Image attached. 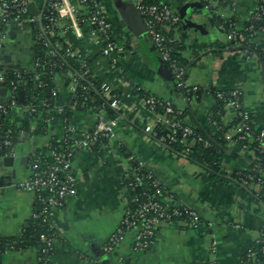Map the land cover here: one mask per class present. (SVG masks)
<instances>
[{"label":"crops","instance_id":"obj_1","mask_svg":"<svg viewBox=\"0 0 264 264\" xmlns=\"http://www.w3.org/2000/svg\"><path fill=\"white\" fill-rule=\"evenodd\" d=\"M26 1L34 3L38 13L33 16L28 10L30 18L40 21L45 0ZM146 1L165 5L179 17L174 39L182 46L181 57L190 65L185 84L206 91H238L241 106L254 129L264 131V60L256 54L247 55L243 47L232 44L212 19L214 15L232 20L236 28L242 29L254 13L257 0H212V11L202 4L201 9L190 8L186 17L203 26L202 32L189 28L179 16L182 7L199 0ZM98 2L110 25L114 43L122 49L115 65L111 56L102 54L103 41L95 42L84 24L64 20L60 39L87 62L94 78L119 96L122 108L115 110L114 117L107 110L103 112L112 126L110 139L98 145L94 152H78L70 162L76 178V193L55 211L56 239L50 264H237L241 256L264 237V193L260 184L253 181L242 185L234 180L209 177L199 165L151 140L139 121L145 109L134 87L186 111L185 122L208 130L210 135L214 134L210 120L216 110L215 98L209 94L188 100L178 89L168 65L156 54L142 16L131 0ZM33 31L30 25L10 31L15 36L8 37L1 52V73L15 67L31 70ZM252 41L261 46L264 53V32L256 34ZM67 73L53 76L50 93L56 92L55 96L51 95L55 106H65L72 99L70 85L66 83ZM32 88L37 90L38 83ZM3 91L2 98L6 101L10 95L7 88ZM12 112L15 120L25 113L21 108ZM233 116L231 110L224 108L220 121L230 124ZM145 117L151 119L147 114ZM67 122L76 135L82 136L94 128L96 114L79 106L72 107ZM63 126L57 119L44 133H22L13 152L4 153V157L13 158L12 167L6 166L4 157H0L1 239L17 237L28 227L35 201L16 184L29 177L31 158L46 150L51 141L62 138ZM31 129H35V123H31ZM248 156L251 158V153L242 150L240 145H230L220 158L222 171H247L250 169ZM134 162L142 163L166 188L171 194L170 205L194 211L201 224L191 228L177 221L163 226L156 243L140 252L133 251L131 235H127L116 250L108 254L104 243L119 225L129 202L122 178L131 175ZM261 195L262 200L257 198ZM37 260L38 249L33 246L0 252V264H37Z\"/></svg>","mask_w":264,"mask_h":264},{"label":"built area","instance_id":"obj_2","mask_svg":"<svg viewBox=\"0 0 264 264\" xmlns=\"http://www.w3.org/2000/svg\"><path fill=\"white\" fill-rule=\"evenodd\" d=\"M131 1L135 9L142 16L147 35L158 56L162 61L170 63V71L176 82L178 81V89L188 87L184 80L185 73L177 68L173 61H170L168 42L169 40H175L174 32L179 27L177 13L162 4L148 3L146 0ZM199 1L209 7L212 5V0ZM27 5L26 0H0V57L10 32L9 20H13V26L16 28L35 22L32 18H22L28 12ZM255 10H257V7ZM47 14V20L50 25L46 28L44 27L45 33L60 38L62 35L60 26L64 20L72 22L75 25L84 24L89 27L90 36L95 42L103 41L102 54L112 57V65L117 63L118 54L121 53L122 49L118 48L112 39L110 25L100 9L98 0H49ZM2 27L6 30H2ZM168 33H171V35L166 36ZM253 35L254 33L251 37L249 36L251 40L253 39ZM237 37L238 35L235 30L231 29L227 33L228 40L235 46H240L237 42ZM59 46L60 44L57 45V47ZM245 53L248 55L247 52ZM49 54L53 55L52 52H49ZM65 56L72 59L81 67H88L86 61L82 60L81 56L68 46L65 48ZM67 78L70 80L69 88L73 99L77 97L79 89L83 92L87 91L86 87L78 84L75 76L71 73H67ZM40 80L41 77L39 75L34 76L35 82H41ZM3 82L4 73L0 72L1 86ZM190 88H192L193 92L197 89V87ZM7 89L9 88L7 87ZM15 89L16 87L13 85L12 90ZM100 93L109 102V108L121 110L122 106L119 96L117 94L113 95L107 85L101 83ZM228 94V101L225 99L223 93H217L216 97L224 101V108L232 111L234 115L233 124L224 125L212 122L214 134L221 133L228 147L237 144L240 145L242 150L253 153L249 150V143L257 141L258 147L264 149V131H260L255 136L252 135L251 126L253 124L249 115L241 106L240 93L232 91L228 92ZM52 95L55 96L56 92H53ZM2 97L0 96V113L2 114H7L8 110L11 111L19 108L24 112H34L33 108L19 107L15 101H4ZM156 99L153 97L141 98L145 114L139 118V121L142 123L145 135L152 140L151 135H155V127L160 126L167 131L166 139L183 146L185 151L199 143L207 145L201 137L195 134L193 127L187 124L185 119L179 121V115L174 111V106L169 101ZM160 104L164 105V113L162 115H159L156 109L157 105ZM104 110V106H102L95 113L96 124L94 128L82 136L76 135L73 127L68 124L64 125V133L61 139L70 142V145L62 148L63 153L50 150L48 156L53 159L54 163L45 169H38L36 165H30L29 177L16 184L18 189L29 193L32 195L34 201L37 200L43 205L41 208L43 219L47 222L49 229L54 232L56 231L54 221L55 211L63 207L64 203L76 193V178L71 171L69 159L73 158L80 151L94 152L96 146L101 145L103 140L107 141L110 139L112 135V126L105 120L103 115ZM50 112L60 115L62 108L61 106H55ZM146 114L151 119H147L145 117ZM21 135L22 133L19 134V137ZM9 144L7 141L3 142L4 146H8ZM0 150L2 149L0 148ZM142 169L144 170L145 168L140 162L132 168L133 182L129 186L131 188L140 187L142 189L141 195L144 199L140 201V196L130 195L129 202L135 203L136 209L134 211L125 210L119 225H117L104 243L105 253L112 254L127 235H131L133 251L140 252L156 243L160 229L163 226L174 224L177 221H182V219H184V224L191 228H197L201 224L199 216L194 211L178 206L168 209L167 205H162L159 202L164 199V192H162V187L159 186L156 178L152 182L154 190L150 194L147 186L144 184L145 180L138 176V172ZM254 171L259 173L257 182L260 183L264 178V172L260 170ZM153 177L154 175L148 171L146 178L152 179ZM241 179L245 184L249 183L246 178L242 177ZM250 180L253 179L250 178ZM38 216L33 211L31 219L35 220ZM40 239L45 243V247L41 249V254L45 255L53 247V242L44 234L40 236ZM247 258L249 261H254V253L248 254Z\"/></svg>","mask_w":264,"mask_h":264},{"label":"trees","instance_id":"obj_3","mask_svg":"<svg viewBox=\"0 0 264 264\" xmlns=\"http://www.w3.org/2000/svg\"><path fill=\"white\" fill-rule=\"evenodd\" d=\"M149 3V2H148ZM49 0H45L42 15L40 21H35L32 23H27L26 25H30V27L34 30L35 34V43L33 46V57L30 62L31 70H20L18 67L10 69L4 73V82L2 84L3 88L7 89L10 95L9 100L15 101L19 107H30L34 109V112H25L15 120L13 117V110L9 111L7 114L0 113V148L6 154H10L13 152L15 145L18 142L19 134L24 133L27 134L29 132H33L34 134H41L46 132L53 123L58 119L63 121L64 125H67L68 118L71 112L72 107H81L82 109H88L93 111L94 113L98 112L99 109L104 106V109L108 111L110 115L113 117L117 115V112L114 109L108 107V101L102 97L100 93V85L101 83L94 78L90 72L88 71V67H81L78 64H75L73 60L67 58L65 56V48L66 45L62 43L61 39L55 36H50L45 33L44 27L50 25L47 20V10H48ZM201 4L208 8V10L212 11V8L206 6L205 3ZM257 10L251 15L248 23L244 28L238 29L235 26V22L232 20H223L220 17L212 15V19L215 25L220 28L224 33H229V31L235 30L238 37L237 42L243 47V51L248 54H256L260 56L261 60H264V53L261 50V46H258L254 43L250 37L254 33L253 37H256V34L264 32V0L256 1ZM30 18L29 13L27 12L22 18ZM10 26V31L14 28L13 20L10 19L8 22ZM179 26V25H178ZM2 30H6L2 27ZM171 33L166 34V36H170ZM250 36V37H249ZM9 37V36H8ZM46 44V46H45ZM60 44L59 47L57 45ZM168 47L170 49V61H173L177 68L181 69L186 74L188 72V68L190 65L186 62L185 59L181 57L180 51L182 50V46L176 40H169ZM155 50V48H154ZM49 52H52L53 55H50ZM156 52V50H155ZM157 54V52H156ZM158 55V54H157ZM169 69L170 63L165 62ZM87 64V62H86ZM88 65V64H87ZM71 73L75 76L78 84L80 86H84L87 88L86 92L81 91L77 94L76 98L70 99V102L61 106L62 113L60 115H55L50 112L51 109L55 107V101L52 98V93L50 97L47 98L46 94L44 95L43 88L47 87L52 90V79L55 75H63L66 73ZM39 75L41 77V86L38 85V89L34 90L32 85L34 83H38L39 81H34V76ZM184 77V80H185ZM19 82V84H17ZM70 80L66 78V83H69ZM178 82V81H177ZM39 84V83H38ZM13 85L16 87L15 90H12ZM46 89V88H45ZM135 92H137L140 97H153L147 95L141 91L140 88L134 87ZM181 91L186 95V98H200L201 95H209L212 94L216 101V110L213 112L210 120V126L212 122H216L218 124H222L220 121V117L224 110V101L217 98V93H223L225 99L228 101V93L226 92H218L211 90H204L197 87L196 91H192V88L185 87L180 88ZM23 92V100H19V92ZM45 91V90H44ZM114 95L115 93L112 92ZM82 95V96H81ZM156 98V97H153ZM160 100V99H156ZM164 101V100H160ZM8 105V104H7ZM6 105V106H7ZM5 106V107H6ZM157 113L162 115L164 113V105H157ZM174 111L179 115V121L183 120L186 117V111L178 110L174 107ZM31 123H35V129H31ZM234 123H236L234 121ZM233 123H231L232 125ZM192 126V125H191ZM195 134L203 139L207 145L204 143H199L185 151L183 146H180L177 143L170 142L166 139L167 131L160 126H156L154 129V134L151 135L152 140L159 143L163 147H165L168 151L173 152L175 155L179 157L186 158L194 164L202 167L209 177H219L223 180H234L240 184L246 185L242 181V177L246 178L249 183L253 181L258 183L259 173L255 172L254 169L260 170L264 172V149L258 147V142L255 141L253 143H249V150L251 153V158L248 156V162L250 163V169L247 171H237L226 173L222 171L220 166V158L225 154L228 146H226V142L224 141L223 135L221 133H216L210 135L208 130H204L199 126H192ZM252 135L255 136L260 132V130L254 129L253 125L251 126ZM179 133V132H177ZM7 141L10 144L8 146H4L3 142ZM106 141L103 140V145ZM70 145V142L63 141L62 139L53 140L50 142L48 148L41 152L36 153L30 160V165H36L38 169H45L47 166L52 165L54 163L53 159L48 156V152L50 150H55L58 153H63L62 148ZM97 149V146L95 150ZM72 158L69 159L71 162ZM135 166L137 165L134 162ZM147 170H140L138 172V176L142 177L145 180V185L148 188V192L151 194L154 190L153 181L155 177L152 179H147ZM253 179V180H250ZM251 181V182H250ZM133 182L132 174H127L122 178V186L128 192V195H137L140 196V201L144 199L141 195L142 189L140 187L131 188L129 186L130 183ZM262 188V193H264V178L260 183ZM159 186L162 187V192H164V199L159 202L162 205H167L168 209L173 207L168 203L169 197L171 194L166 190V188L159 183ZM262 200L263 196L257 197ZM43 205L35 200L34 212L39 216L33 220L31 219L28 227L22 231L20 235L17 237H9L6 239L0 238V252L3 250H21L27 248L29 246L37 247L38 249V260L37 264H50L51 255L53 252L54 242L56 239V234L54 231L50 230L46 221H44L43 216L41 214V208ZM136 209L135 203L128 202V206L126 208L127 211H134ZM182 219V218H181ZM184 219H182L183 221ZM184 222V221H183ZM44 234L48 236L53 242V247L45 254H41V249L45 247V243L41 241L40 236ZM250 253H254L255 260L249 261L247 256ZM210 264V263H206ZM237 264H264V237L257 240L239 259Z\"/></svg>","mask_w":264,"mask_h":264},{"label":"water","instance_id":"obj_4","mask_svg":"<svg viewBox=\"0 0 264 264\" xmlns=\"http://www.w3.org/2000/svg\"><path fill=\"white\" fill-rule=\"evenodd\" d=\"M192 7H196L198 9H201L202 5L201 3L198 2H195V3H192L191 5H185L184 7L181 8L180 10V13H179V16L181 18V20L191 29H194V30H197L199 32H202L204 31V27L201 26V25H198L197 23H193L191 20L187 19L186 17V14H187V11L192 8ZM27 8L29 10V12L33 15V16H37L38 13L36 11V8H35V5L34 3H28L27 5ZM15 36V33L14 32H9V37L10 38H13ZM6 60V58L4 59ZM34 89L37 88V85H34L33 86ZM45 93H46V97L49 98L50 97V89L46 88L45 89ZM0 96H4V91H3V88L1 87V84H0ZM9 100V98H7V101ZM19 100L22 101L23 100V92H19ZM57 106H61V104H58ZM0 157H4V151L1 150L0 151ZM3 161H4V164L6 166H9V167H12L13 166V158L12 157H4L3 158Z\"/></svg>","mask_w":264,"mask_h":264}]
</instances>
